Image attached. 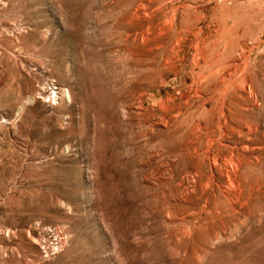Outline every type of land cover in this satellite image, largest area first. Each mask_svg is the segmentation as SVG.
<instances>
[{"label": "rangeland", "instance_id": "rangeland-1", "mask_svg": "<svg viewBox=\"0 0 264 264\" xmlns=\"http://www.w3.org/2000/svg\"><path fill=\"white\" fill-rule=\"evenodd\" d=\"M0 264H264V0H0Z\"/></svg>", "mask_w": 264, "mask_h": 264}, {"label": "built area", "instance_id": "built-area-1", "mask_svg": "<svg viewBox=\"0 0 264 264\" xmlns=\"http://www.w3.org/2000/svg\"><path fill=\"white\" fill-rule=\"evenodd\" d=\"M59 94L54 85L46 96L47 102H57ZM65 234L57 226H37L34 234V242L39 248L41 258L49 261L59 255L66 244Z\"/></svg>", "mask_w": 264, "mask_h": 264}]
</instances>
